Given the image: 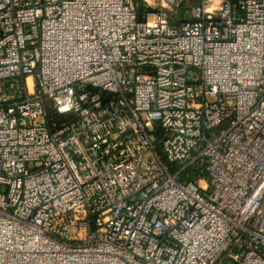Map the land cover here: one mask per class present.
I'll use <instances>...</instances> for the list:
<instances>
[{"label":"built area","instance_id":"2783aa9c","mask_svg":"<svg viewBox=\"0 0 264 264\" xmlns=\"http://www.w3.org/2000/svg\"><path fill=\"white\" fill-rule=\"evenodd\" d=\"M145 1L0 0V264H264V0Z\"/></svg>","mask_w":264,"mask_h":264},{"label":"rangeland","instance_id":"374dc122","mask_svg":"<svg viewBox=\"0 0 264 264\" xmlns=\"http://www.w3.org/2000/svg\"><path fill=\"white\" fill-rule=\"evenodd\" d=\"M138 2H140V6L141 8H146V7H150V5L148 4V2H146L145 0H138ZM152 7V5H151ZM180 14H184L183 11L180 12ZM184 166L183 163H170V167L172 169V171H178L179 169H181ZM189 172L191 174H196L197 172L195 171V169H189Z\"/></svg>","mask_w":264,"mask_h":264},{"label":"trees","instance_id":"16d2710c","mask_svg":"<svg viewBox=\"0 0 264 264\" xmlns=\"http://www.w3.org/2000/svg\"><path fill=\"white\" fill-rule=\"evenodd\" d=\"M140 3V2H139ZM141 5V4H140Z\"/></svg>","mask_w":264,"mask_h":264},{"label":"bare ground","instance_id":"6f19581e","mask_svg":"<svg viewBox=\"0 0 264 264\" xmlns=\"http://www.w3.org/2000/svg\"><path fill=\"white\" fill-rule=\"evenodd\" d=\"M31 81V80H30Z\"/></svg>","mask_w":264,"mask_h":264}]
</instances>
